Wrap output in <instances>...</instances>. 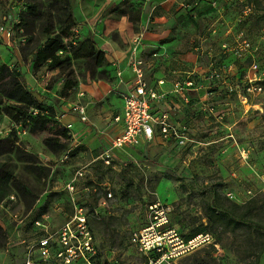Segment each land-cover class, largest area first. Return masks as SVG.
<instances>
[{"label":"rangeland","instance_id":"obj_1","mask_svg":"<svg viewBox=\"0 0 264 264\" xmlns=\"http://www.w3.org/2000/svg\"><path fill=\"white\" fill-rule=\"evenodd\" d=\"M167 2L159 11L147 0H0V27L11 33L0 29V264H90L56 255L76 214L86 218L91 264H148L132 237L157 200L172 207L170 225L184 241L209 232L218 244L171 264H254L243 238L210 228L208 206L215 193L264 202V91H246V101L236 92L253 65L264 71V0ZM146 10L172 30L162 69H179L183 45L198 58L197 90L166 106L186 141L113 149L107 118ZM55 38L63 45L57 58L40 60ZM78 103L89 107L86 123L70 109ZM45 237L49 257L38 245Z\"/></svg>","mask_w":264,"mask_h":264},{"label":"built area","instance_id":"obj_2","mask_svg":"<svg viewBox=\"0 0 264 264\" xmlns=\"http://www.w3.org/2000/svg\"><path fill=\"white\" fill-rule=\"evenodd\" d=\"M0 29L6 31L3 26ZM5 33L8 36L11 35L9 31ZM142 39V32H139L134 38V46L129 58L134 78L131 88L122 93L124 100L123 114L116 116L115 120L122 123L123 129L120 134L113 137L111 141L113 149L148 144L158 137L161 139L175 138L182 143L186 141L184 134L179 132L176 126L177 122L170 111L158 108V105L166 98L167 93L157 86L163 84L165 80H159L157 85L151 84L146 78V68L150 60L160 54L153 51L148 58L139 56L138 47L142 43ZM251 69H254L253 73L247 74L242 80L244 88L236 89L239 97L245 101L248 100L246 91L250 95H261L264 91L262 83L264 81V71L257 73L256 65H253ZM120 80L123 82L121 73ZM197 88V72L191 71L174 83L173 90L178 101L183 103L189 101L187 94L190 91L197 90ZM70 109L77 111L83 121L88 120L86 105L78 103ZM105 156L107 162H109L108 158L111 157V154L106 152ZM171 212L172 207L160 200L152 202L149 205L150 223L132 237V243L143 255L149 258L148 264H162L165 261L171 264V260H176L184 253L194 249L205 245L218 246L214 236L209 232L199 233L184 241L181 234L170 225ZM37 223L39 222L37 221ZM62 229L61 238L57 242L56 255L62 257L67 263L82 256L91 264L86 256V252L91 248V235L84 234L89 233L85 216L76 214L72 220L63 225ZM52 244L51 237L40 239L38 245L44 257L50 256ZM26 264L39 263L28 260Z\"/></svg>","mask_w":264,"mask_h":264},{"label":"crops","instance_id":"obj_3","mask_svg":"<svg viewBox=\"0 0 264 264\" xmlns=\"http://www.w3.org/2000/svg\"><path fill=\"white\" fill-rule=\"evenodd\" d=\"M147 1L154 2L156 5L160 6L158 8L159 11L160 10L168 11L169 7L171 6V4L167 2L168 0H147ZM168 25H169V20L161 14L157 15L155 14V12L153 13L151 10L148 11L146 10L142 14L141 29L143 30L142 32L143 39H142V43L138 47V55L144 58L146 57L148 58V56H151V52L160 50L158 51V54L160 55L155 58L153 57L148 63V66L146 68V78L151 84L154 85H157L159 80H165L163 84L157 86L163 92L167 93V96L164 99V101H162L158 105V108L161 110H167L166 106H168L169 99L172 97H176L175 92L173 90L174 83L178 79H181L182 77L185 76L182 75V72L188 73L191 71H197L196 67H198L197 56L194 55L193 53H188L186 50H184L183 48L184 45H183L182 47H180L181 51L177 54V57L175 58L178 62L179 69L178 68H173L169 70H167L166 68L162 69L164 67H161L160 66L161 64L169 65V61H168L169 56H164L163 58L162 54L163 52L165 53L166 48H169L170 45L174 44L171 43V41L167 40L172 33V30L169 28ZM181 29L182 28H180V30ZM156 67L157 69L155 70ZM187 67H192V69L193 68L195 69L191 71L185 70V68ZM121 69H122L121 77L123 79V82L121 83L119 88V93L121 94V97L119 98V102L118 105L116 106L115 112H113V114L109 118H107L108 127L109 130L112 132V137L120 134L123 129L122 123L116 121L115 118L116 116L123 114L124 100L122 97V93L131 88L132 81L134 78L133 69L129 64V55L127 56L126 60L122 63ZM179 104H182V102ZM177 106L178 105H175V107ZM86 110H87V116L90 119L91 113L88 106H86ZM81 122L86 123V121H82V120Z\"/></svg>","mask_w":264,"mask_h":264},{"label":"trees","instance_id":"obj_4","mask_svg":"<svg viewBox=\"0 0 264 264\" xmlns=\"http://www.w3.org/2000/svg\"><path fill=\"white\" fill-rule=\"evenodd\" d=\"M262 19L264 21V14ZM62 47V40L55 38L46 49L38 53V57L42 61L54 60ZM262 83L264 85V81ZM225 201H229L226 196L214 194L213 201L208 206V225L216 232L232 233L243 238L247 245L244 252L238 250L239 253L243 252L247 257L254 255V264H259L264 253V202L260 203L257 198H252L245 204L229 201L226 206Z\"/></svg>","mask_w":264,"mask_h":264}]
</instances>
